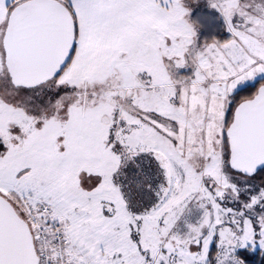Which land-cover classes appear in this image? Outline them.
I'll return each mask as SVG.
<instances>
[{"label":"snow or ice","instance_id":"6c2138e0","mask_svg":"<svg viewBox=\"0 0 264 264\" xmlns=\"http://www.w3.org/2000/svg\"><path fill=\"white\" fill-rule=\"evenodd\" d=\"M0 264H264V0H0Z\"/></svg>","mask_w":264,"mask_h":264},{"label":"rangeland","instance_id":"374dc122","mask_svg":"<svg viewBox=\"0 0 264 264\" xmlns=\"http://www.w3.org/2000/svg\"><path fill=\"white\" fill-rule=\"evenodd\" d=\"M203 14L205 15H209V16H218V14L214 13L213 10L209 9V8H204L202 9ZM222 24V21L217 20L215 25L212 28H208L204 30V34L206 35H211V34H216V35H223V36H227V33H221L219 31H216V29L219 28V26Z\"/></svg>","mask_w":264,"mask_h":264},{"label":"trees","instance_id":"16d2710c","mask_svg":"<svg viewBox=\"0 0 264 264\" xmlns=\"http://www.w3.org/2000/svg\"><path fill=\"white\" fill-rule=\"evenodd\" d=\"M204 35H206V34H204ZM209 35V34H208ZM259 259V258H258Z\"/></svg>","mask_w":264,"mask_h":264}]
</instances>
